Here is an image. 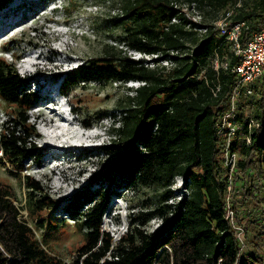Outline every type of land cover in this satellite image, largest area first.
Listing matches in <instances>:
<instances>
[{"label": "trees", "instance_id": "obj_1", "mask_svg": "<svg viewBox=\"0 0 264 264\" xmlns=\"http://www.w3.org/2000/svg\"><path fill=\"white\" fill-rule=\"evenodd\" d=\"M182 1H197L210 28L207 33L187 27L188 21L182 16L179 23H172V18L179 15L174 3ZM240 1L241 6L236 7ZM3 5L0 2V7ZM227 9L234 10V21L250 26V31L242 35L243 42L264 26V0H122V15L117 18L124 29L122 47L105 44L100 57L77 66L67 80L63 79L61 91L65 95L64 83L141 82L127 99L130 108L120 117L111 114L114 123L109 131L117 137L96 148L112 156L108 170L94 178L100 188L94 192L78 190L64 206L86 230L71 264H264L263 258L250 252L238 254L239 242L226 218L228 182L226 170L219 163L221 148L215 124L237 82L231 68L240 58L235 56L232 42L226 41L212 22ZM129 50L158 53L172 58L176 65L167 71L164 67L150 68L143 59H133ZM172 50L179 55H172ZM217 56L220 65L229 61L228 70L222 66L216 70ZM19 58L17 55L12 63L0 58V94L15 107L12 118L0 128V161L6 158L20 170L27 158L40 165L43 154L35 139L40 136L36 125L27 124L28 112L39 96L30 90V80L18 73ZM217 85L221 88L215 95ZM255 91L259 100L241 102L239 122L245 133L250 118L260 126L251 130L250 144L244 139L233 143L242 155L238 170L249 178L243 186L241 202L245 206L237 202L233 205L237 222L243 225L242 212L247 211L248 203L254 201L258 208L257 218L249 220V232L254 223L264 221V183L258 187L253 184L256 171L264 163V79L255 85ZM88 150L91 152H85ZM177 176L187 181L189 190L186 198L173 205L168 200L174 195L171 186ZM114 178L127 185L158 186L163 192L153 206L130 213L129 231L108 259L112 237L102 233L101 224L112 198L110 190H103L102 185L104 180L113 182ZM22 179L29 190L24 204L17 205L12 186L0 183V264H68L39 241L28 218L38 216L41 226L44 220L39 214L58 207L60 202L41 180L30 175ZM85 205L89 206L87 211H83ZM156 216L164 218V228L150 234L146 225ZM263 236L264 232L253 234L256 246H261Z\"/></svg>", "mask_w": 264, "mask_h": 264}, {"label": "rangeland", "instance_id": "obj_2", "mask_svg": "<svg viewBox=\"0 0 264 264\" xmlns=\"http://www.w3.org/2000/svg\"><path fill=\"white\" fill-rule=\"evenodd\" d=\"M31 1L9 0L7 3L6 0H0V2L5 3V5L0 7V32H2V34L0 33V37L4 35L3 33H6L5 31L8 30L10 24L17 21L24 23L14 31L13 28L16 25L12 26L9 30L12 33L15 32L14 35L11 33V36L5 42H0V58H3L7 63H12L17 55L23 57L25 54H28L25 52L30 49L29 43L43 47L41 50H37L36 53H41V59L44 60L46 58L49 63L40 64L35 69L37 68L40 72L44 73L41 76L46 75L44 76L46 77V82H56L59 78L61 80L66 78L67 80L69 74L74 72L77 66L86 64L90 59L100 57L107 43L113 44L119 49L122 47L120 44L123 45L121 38L124 35V29L117 19L122 15L119 10L122 0ZM55 1L57 2L56 5L53 4ZM55 7H57V11H55ZM58 23H63L65 26H56ZM22 28L25 31L21 32ZM58 28L62 29V31L69 28L70 31L67 36L68 45L65 52L60 51L63 50V47L61 46V42H58L60 38V32L56 31ZM2 52H4V55H1ZM128 54L133 57L136 55L132 51H129ZM66 59L70 61L67 62L65 61ZM18 73L21 76L25 75V68L22 65L19 66ZM64 73L66 74L63 76L62 74ZM39 81L43 83L42 79H39ZM59 82L52 85L57 88L55 91H58L60 88ZM29 84L32 86H29L30 90L38 93V89L40 88L38 83L32 80ZM131 85L132 83L129 81L121 84L115 82H90L76 84L75 86L71 85V83H64L63 86L67 92V96L63 100L68 103H65V107L73 110V114L76 116L74 124L76 125L77 123L78 126L84 128V136L77 137L79 135L78 131L74 132V136L68 138L60 136V132L68 127L70 128V132L75 131L72 127L74 125L69 124L70 126H68L65 123L63 124L61 122L62 119L52 113L53 111L57 115L56 112H62V110H56L57 108L54 105L45 103L44 99L48 100L47 97L43 98V102L38 101L40 106L38 105L37 107L35 105L30 109L28 112L30 120L27 124L28 127L35 124L41 137H46L47 131L51 127L50 134L57 138L60 137V139L56 138L58 141L74 139L78 140L77 144L81 146H78L72 155L64 156V160L58 162H51V159H55V157H47V153L50 151L47 150V152L45 149L44 153L47 158L45 157L44 159L43 154L40 165L27 158L24 162L25 167L20 170L6 158L0 161V183L12 186L19 200L16 202L17 205L19 203L24 204L26 202L25 199L29 196V190L23 184L22 178L24 175H30L41 180L43 184L48 185L50 195L60 202L58 207L48 209L39 214V217L44 220V223L41 225L43 228L37 223L36 218L38 216L32 219L27 215L26 211L23 214L26 217L28 216L31 227L36 231L37 238L46 246V249H49V252L51 251L68 264L74 261L76 251L84 241L86 230L79 226L80 223L71 219L66 214L64 206L69 198L78 190L89 189L94 192L100 188L99 182H95L94 178L99 173L108 170V163L112 160V156L96 148L100 147L102 143L108 145L112 138L115 139L117 136L114 133H110L108 137L110 138L111 136L110 141L105 140L103 142L100 139L101 137L98 136L99 130H102L104 126H112L114 121L111 118V114L118 115L130 108L127 99L129 96L135 94V90L131 88ZM45 89H49L47 85ZM45 89L41 92L42 95L46 94L52 100L53 97H50L47 92L44 93ZM39 95L40 93H38ZM12 108L14 109L15 107L8 103L0 94V128L2 127V123L12 118L11 115L14 114ZM36 116L40 120L44 119L43 123H45L46 118L52 121L53 117L54 120L50 122L52 124L47 125V130H45L42 123L38 122L39 125L35 123V120L37 121ZM60 124V129L55 130L56 126H60ZM88 124L91 125L88 126ZM20 132L22 133V130ZM87 136H91V138ZM35 139H37L38 148L43 150L44 146H46L43 144L44 141L38 138ZM93 144L98 147H92ZM69 149H65L62 152L64 154L67 151L71 152L72 148ZM87 149H90L91 152L89 150L90 153L88 151V153L85 152ZM59 157L60 155L55 160ZM263 168L256 171L254 186L258 187L264 183ZM56 171H61L60 175ZM240 176H243L242 178L244 179L240 178ZM246 177L239 170L237 176L234 177L236 178L237 188L233 201L239 203L238 205L241 206H245L241 201L245 190L243 187L245 186L244 183L247 184L248 182ZM114 179L115 181L113 182L104 180V184L102 185L103 190L108 188V191L110 190L111 192L112 199L108 209V217L106 215L103 218L107 222L113 221L114 224L111 225L112 223H110L109 226L111 230L117 228L122 222L127 221L129 224L130 213H138L142 208L153 206V204L159 201L160 195L163 192V189L158 186H140L134 185V183L127 185L120 178ZM87 184H89L88 187H86ZM174 188L181 194L184 191L182 181H178ZM36 196L41 197L40 195ZM246 207L247 211H244L246 213L242 212V221L246 230L245 252H250L264 259V236L261 246H256L253 242V234L255 232H264V221L260 222V224L254 223L252 232H249V220L257 218L256 209L258 208L254 201L253 203H248ZM257 221L260 220L258 219Z\"/></svg>", "mask_w": 264, "mask_h": 264}, {"label": "built area", "instance_id": "obj_3", "mask_svg": "<svg viewBox=\"0 0 264 264\" xmlns=\"http://www.w3.org/2000/svg\"><path fill=\"white\" fill-rule=\"evenodd\" d=\"M241 6V1L236 5V7ZM174 7L179 12L178 16L172 18V23H179L180 17H185L188 21L187 27L198 31L200 34H205L209 31V27L206 26V21L204 19V12L198 7L197 1H182L180 3H174ZM234 15L233 9H227L223 12L219 18L212 22L214 29L219 32V34L225 37L226 41H231L233 45V50L235 56L240 58V62L231 68L237 76V82L233 86L229 98L227 100V107L221 111L216 116L215 129L220 140V152H219V163L221 167L226 170L227 179V197H226V218L229 220L234 228V233L236 239L239 242L238 254L243 256L246 248V230L244 225L239 224L236 219V209H234V193L236 192L235 187V175L238 172L239 160L242 159V155L239 150L233 147V143L238 140H246L247 144L251 143V130L253 127H259V123L250 118L248 126L245 128L247 133L243 131V127L239 122L241 114V102L252 99L253 101L259 100V95L255 91V85L264 79V26H261L257 31L250 33L249 37L246 38V42H243L242 35L245 31H250V26L247 25L245 21H234L232 19ZM132 51L135 57L130 55L133 59H143L144 64L148 67H161V68H172L176 65L175 61L166 57L163 58L162 55L158 53H146L138 50ZM128 51V52H129ZM172 55H179L178 51L172 50ZM214 66L216 70L222 66L223 69H229V61L220 62L218 56L214 60ZM143 83V82H142ZM216 93L220 90V86L217 85ZM124 112L119 113L117 116H121ZM264 167V163L262 168ZM264 169V168H263ZM247 176V175H245ZM243 176H240L242 178ZM244 179V178H242ZM246 179H249L246 177ZM175 182L172 184V189L174 195L168 200L169 204H176L188 194V185L183 177H175ZM263 180V179H262ZM178 181H182V188L184 191L180 194L174 186L177 185ZM264 181V180H263ZM110 206V205H109ZM88 205L83 207V211H87ZM109 209V208H108ZM68 216L72 218L71 214L65 211ZM109 210L106 211L108 217ZM172 215V214H171ZM170 215V218L172 217ZM74 220V219H73ZM106 222V223H105ZM110 223L113 225V221L103 220L101 224L102 233H109L112 237L111 251L107 254L108 259H111V253L115 246L119 244L121 238L129 231V224L127 221L122 222L115 228L111 230L109 228ZM164 218L161 216H156L152 218L150 222L146 225V229L150 234H156L164 228ZM106 225V226H105ZM221 262V260H220ZM234 264H238L236 261Z\"/></svg>", "mask_w": 264, "mask_h": 264}, {"label": "clouds", "instance_id": "obj_4", "mask_svg": "<svg viewBox=\"0 0 264 264\" xmlns=\"http://www.w3.org/2000/svg\"><path fill=\"white\" fill-rule=\"evenodd\" d=\"M56 1L53 3L54 5H56ZM54 9H56L55 11H57V7H55ZM24 23H18V25H16L14 28H13V31L14 30H16L17 28H19L21 25H23ZM54 25H55V23H53ZM56 26H61V27H63V26H65V24H61V23H58V24H56ZM23 31H25V29H21V32H23ZM56 31H59L60 32V38H59V41L58 42H61V46L63 47V50H60L61 52H65V50H66V47H67V45H68V35H69V28H67L65 31H62V29H60V28H58V30H56ZM1 34H2V32H0ZM12 32H10V31H8V32H6V33H3L4 35L3 36H1L0 37V42H5L6 40H7V38L9 37V36H11L10 34H11ZM15 33V32H14ZM14 33H12V35H14ZM64 36H65V38H64ZM63 37V38H62ZM60 39H62V40H60ZM29 45V47H30V49H28V50H26V52L25 53H29V50L31 51V50H34V51H37V50H41L43 47H40V46H36V45H34V44H32V43H29L28 44ZM12 52V51H11ZM3 53V54H2ZM1 53V55H4V52H2ZM26 56H28V54H25L23 57L21 56L18 60H17V65H18V70H19V66H20V64H22L21 62V60L24 58V57H26ZM38 65L37 66H39L40 64H47V63H49L48 62V60L45 58L44 60L43 59H41V57H42V54L41 53H38ZM14 61V60H13ZM65 61H70V60H68V59H66ZM23 66V65H22ZM31 73H33V75H31ZM41 74H44V73H42V72H40V70H38L37 68L33 71V72H29V74L25 71V75L23 76V77H26V78H28V80H30V82L32 81V80H35L37 83H38V81H39V79L40 78H44V76H46V75H44V76H41ZM60 80L58 79V80H56V82H51V83H58ZM62 81L63 80H61L59 83H60V88H59V90H61V84H62ZM130 83H132V85H131V87H133V88H136V86H138V85H140L141 84V82L140 81H138V80H136V81H130ZM30 85V84H29ZM30 87H32L31 85H30ZM62 92V91H61ZM62 94L64 95V97H66V95H65V93L64 92H62ZM39 102H41V101H43V98L41 97V95H39V100H38ZM50 101V100H49ZM66 104H68L67 102H66ZM37 106L38 107V105L40 106V103H36V104H34V106ZM54 105V104H53ZM57 110V109H56ZM71 110V112H72V114H73V110L72 109H70ZM74 115V114H73ZM75 116V115H74ZM75 122H76V116H75ZM36 123V122H35ZM38 124V123H37ZM39 125V124H38ZM76 125L78 126V124L76 123ZM113 125V124H112ZM73 127V126H72ZM81 130H83L84 128H82V127H80V126H78ZM110 128H111V126H109V127H106V126H104V127H102V130H100L103 134L101 135V138H104V140L103 141H105V140H109L110 138H111V136H110V138H108L109 137V135H110ZM78 131V134L80 133V131H79V129L78 128H76L75 129V132H77ZM100 138V139H101ZM38 139H40V140H43L44 138L43 137H41V136H39L38 137ZM110 141V140H109ZM44 144V143H43ZM105 144L104 143H102V145L101 146H104ZM92 147H98V146H92ZM92 147H90V148H92ZM75 150L76 149H73L72 148V151L69 153L68 152V154L67 153H65V154H63L62 153V155H61V159H59V160H55V159H51V162L52 161H55V162H58V161H62V160H64V156H69V155H72L73 154V152H75ZM42 151V154H44V159H45V157H46V154L44 153L45 152V146H44V148H43V150H41ZM62 164H64V163H62ZM60 168V167H59ZM58 174L61 172V171H56ZM60 175V174H59ZM89 186V184H87V186L86 187H88ZM78 192V191H77ZM77 192H75V193H77ZM74 193V194H75Z\"/></svg>", "mask_w": 264, "mask_h": 264}, {"label": "bare ground", "instance_id": "obj_5", "mask_svg": "<svg viewBox=\"0 0 264 264\" xmlns=\"http://www.w3.org/2000/svg\"><path fill=\"white\" fill-rule=\"evenodd\" d=\"M25 1H28V2H30L31 0H25ZM32 2V1H31ZM18 6H20V5H18ZM20 22H22V21H17V22H15V23H12V24H10L8 27V30H6L5 32H8V31H10L9 29L12 27V26H14V25H17L18 23H20ZM40 79H42L43 80V83H41L40 84V87H41V89H40V92H42L44 89H45V87H46V85H47V88H52V84H51V82H46L45 84H44V82L46 81V77H44V78H40ZM40 82V81H39ZM57 88L54 86V90H56ZM48 91V89H45V91H44V93L45 92H47ZM47 94H48V92H47ZM46 99H44V101H45ZM52 101H56L55 100V98H53L52 99ZM64 107H65V105H64ZM66 108V110H68V108L67 107H65ZM55 111V110H54ZM56 112V111H55ZM61 112V111H60ZM52 113L55 115V116H57L58 118H60V119H62L61 120V122H63V124L65 123V124H67L68 126H70L71 124H73V125H75L74 124V122L72 121V123L61 113H58V112H56L57 113V115L52 111ZM67 113L69 114V112L67 111ZM57 118V119H58ZM44 120V119H43ZM54 119H53V117H52V121H53ZM51 121V119L49 120L48 118H46L45 119V123H48V124H52V123H50V122H52ZM58 121H59V119H58ZM62 124V123H61ZM61 124H60V126H56V129L55 130H58V129H60V127H61ZM70 124V125H69ZM50 129H51V127H50ZM50 129L47 131V133L48 134H50ZM47 130V129H46ZM63 130V129H62ZM70 130V128L68 127V128H66V129H64L63 131H61L60 133H61V135L60 136H62V137H70V136H74V132L75 131H72V132H70L69 131ZM60 133H58V134H60ZM57 134V135H58ZM51 135V134H50ZM76 135V134H75ZM51 136H53V135H51ZM83 136H84V134H83ZM88 138H91V136H87ZM60 138V137H59ZM50 147V146H49ZM70 150V149H69ZM62 152V150L61 149H59V148H55L54 149V151H50L49 153H47V157H50V158H54L55 157V159H56V157H58L59 155H60V157L59 158H57V160H59V159H61V153ZM70 153V151H67V153ZM63 153V152H62ZM59 154V155H58ZM64 154V153H63ZM46 157V158H47Z\"/></svg>", "mask_w": 264, "mask_h": 264}]
</instances>
